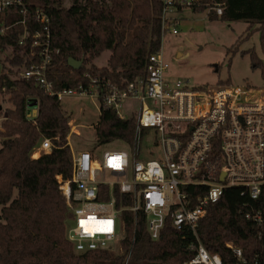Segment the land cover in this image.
<instances>
[{
    "label": "trees",
    "instance_id": "1",
    "mask_svg": "<svg viewBox=\"0 0 264 264\" xmlns=\"http://www.w3.org/2000/svg\"><path fill=\"white\" fill-rule=\"evenodd\" d=\"M30 10L42 8L51 17L53 57L49 78L56 90L87 84L90 77H102L124 86L145 74L147 59L160 47L162 0H21ZM194 11H204L213 3H224L223 13L208 12L211 20L245 21L247 36L260 33L262 56L255 49L249 54L251 67L259 68L264 83V0H200ZM16 6L0 12V110L4 145L0 148V264H184L194 255L191 230L177 231L168 224L159 239H152L142 210L121 213L124 238L117 253L112 250L78 253L66 237L71 212L61 193L57 176L72 175V152L68 144L71 115L61 101L48 95L34 80L21 77L32 60V35L43 32V25L29 16L25 24ZM29 35L22 39L25 31ZM21 40L26 46L20 44ZM109 51L107 63L94 60ZM83 60L79 68L68 59ZM36 60V59H35ZM219 85H230L222 82ZM36 99L37 116L28 118V102ZM150 129L137 126L136 115L120 118L100 105L95 125L98 144L121 140L132 151L140 147ZM49 138L53 148L32 158L33 148ZM139 155V153H137ZM141 156V154H140ZM117 206L132 200L116 189ZM248 197L241 188H226L219 201L208 206L197 229L202 244L222 256L224 264L236 258L226 245L232 242L244 255L264 264L259 235L263 229L247 220L241 208Z\"/></svg>",
    "mask_w": 264,
    "mask_h": 264
},
{
    "label": "built area",
    "instance_id": "2",
    "mask_svg": "<svg viewBox=\"0 0 264 264\" xmlns=\"http://www.w3.org/2000/svg\"><path fill=\"white\" fill-rule=\"evenodd\" d=\"M199 1L162 0L160 47L149 55L143 76L122 87L102 77H90L86 85L56 90L49 70L59 49L52 47L50 15L42 8L30 10L21 0H0L1 13L16 6L23 15L21 23L31 16L43 25V32L32 35L33 61L21 77L34 80L59 101L65 96L97 99L123 119L124 100L139 99L137 126L150 129L138 152L128 147V151L111 149L99 155L71 149L72 175L67 179L58 175L57 180L72 216L66 237L78 253L120 246L124 238L122 211L142 210L154 240L168 224L180 232H193L195 239L189 247L195 255L184 264H224L221 255L202 244L197 229L208 206L219 201L226 188L238 187L248 197L240 213L263 229L259 240L264 260V86L190 87L180 79L169 81L166 77L170 65L163 42L166 35L180 32L179 20L170 14L194 10ZM223 6L215 2L206 10L221 15ZM28 35L26 30L22 39ZM23 40L20 44L26 46ZM27 117L34 116L27 112ZM5 119L1 114L0 133L5 130ZM4 140L0 134V148ZM149 147H153L148 152L150 158L143 159ZM52 148V140L43 138L31 157L39 158ZM116 189L129 196L132 204L119 208ZM226 245L235 264H258V255L249 259L232 242Z\"/></svg>",
    "mask_w": 264,
    "mask_h": 264
},
{
    "label": "rangeland",
    "instance_id": "3",
    "mask_svg": "<svg viewBox=\"0 0 264 264\" xmlns=\"http://www.w3.org/2000/svg\"><path fill=\"white\" fill-rule=\"evenodd\" d=\"M64 4L68 6L70 0H65ZM170 15L179 20L180 32L166 35L163 42L164 57L170 65L166 72L169 81L180 79L190 87L208 88L216 87L222 82H229L234 86H264L260 69H253L249 54L243 52L255 49L262 56L260 33L254 31L246 38L249 26L247 22L211 20L207 10L194 11L191 8L171 12ZM109 55V51L104 52L94 63L105 65ZM61 104L71 115L70 147L73 151L93 149L99 155L111 149L128 151V146L121 140L97 143L95 125L100 116V102L97 99L65 96ZM1 106L5 113L9 106L7 98L2 101ZM29 109L35 110L36 114L37 105ZM140 109L139 99L127 98L124 100L121 116L133 117ZM150 149L153 147L145 150L143 159L150 158ZM119 247L115 244L111 250L117 253Z\"/></svg>",
    "mask_w": 264,
    "mask_h": 264
},
{
    "label": "water",
    "instance_id": "4",
    "mask_svg": "<svg viewBox=\"0 0 264 264\" xmlns=\"http://www.w3.org/2000/svg\"><path fill=\"white\" fill-rule=\"evenodd\" d=\"M68 63L73 68H79L83 63V60H75L73 58H69ZM37 103H38V101L36 99H31V100H29L28 105L31 107L33 105H37ZM1 109H2V106H0V110Z\"/></svg>",
    "mask_w": 264,
    "mask_h": 264
},
{
    "label": "crops",
    "instance_id": "5",
    "mask_svg": "<svg viewBox=\"0 0 264 264\" xmlns=\"http://www.w3.org/2000/svg\"><path fill=\"white\" fill-rule=\"evenodd\" d=\"M28 113L32 114L34 117L37 116V113H38V110L36 111V114H35V110H31V109H28ZM33 117V118H34ZM79 132V131H78ZM80 133V132H79ZM72 136V132L70 133V135L68 136V144L70 145V140H71V137ZM85 150H90V151H93V149H85Z\"/></svg>",
    "mask_w": 264,
    "mask_h": 264
},
{
    "label": "snow or ice",
    "instance_id": "6",
    "mask_svg": "<svg viewBox=\"0 0 264 264\" xmlns=\"http://www.w3.org/2000/svg\"><path fill=\"white\" fill-rule=\"evenodd\" d=\"M83 223V222H82Z\"/></svg>",
    "mask_w": 264,
    "mask_h": 264
}]
</instances>
